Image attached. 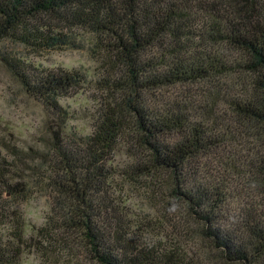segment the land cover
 <instances>
[{"label":"trees","instance_id":"obj_1","mask_svg":"<svg viewBox=\"0 0 264 264\" xmlns=\"http://www.w3.org/2000/svg\"><path fill=\"white\" fill-rule=\"evenodd\" d=\"M208 4L217 14L209 28L195 34L188 30L187 14L176 0H0V42L42 51L77 47L74 37L56 31L45 18L93 36L124 69L127 79L115 89L122 90L125 98L120 105L132 116L138 142L148 153L146 164L136 162L124 173L167 175L174 196L199 225V234L213 242L228 263L259 264L264 259V213L243 211L247 241L241 242L218 223L225 189L210 191L205 185L209 179L198 173L199 159L216 150L218 140L206 135V127L192 121L184 106L163 104L165 110L153 113L138 101L141 91L210 84L239 75L246 80L243 98L227 101L229 109L253 128L264 127V12L257 10L259 0ZM230 52L237 57L232 59ZM0 61L29 96L57 116L65 114L59 99L85 81L77 71L30 73L19 60L2 55ZM123 87L129 94H123ZM112 105L83 138L75 135L65 141L61 127L51 129L53 158H47L45 177L55 195L58 218L48 219L46 228L38 230V239L25 234L21 206L30 187L23 176L11 174L12 167L26 166L33 156L11 146L10 159L0 147V264H22L26 249L40 246L42 251L44 243L49 251L58 244L57 236L73 234L94 264H187L180 249L131 237L125 218L106 197L107 183L118 176L107 163L125 134L123 114L115 109L121 106ZM174 135L177 142L171 141ZM259 170L264 177L263 160Z\"/></svg>","mask_w":264,"mask_h":264},{"label":"rangeland","instance_id":"obj_2","mask_svg":"<svg viewBox=\"0 0 264 264\" xmlns=\"http://www.w3.org/2000/svg\"><path fill=\"white\" fill-rule=\"evenodd\" d=\"M176 1L187 14L188 30L199 34L209 28L207 25L217 14L208 2L217 4L220 0ZM257 10L264 12V0H259ZM220 14L223 16L221 9ZM45 20L56 31L74 37L77 47L42 51L5 40L0 42V56L19 60L30 73L77 71L85 81L59 99L58 103L65 112L59 117L29 96L0 61V147L10 159L13 158L11 154L14 155L13 148L8 150L11 146L33 156L28 159L27 167L11 168V174L15 178L23 176L30 187L29 198L21 206L26 237L38 239V230L46 228L48 219L51 216L58 218L55 195L50 192L45 177L49 170L47 158L49 155L50 159L53 158L51 129L61 127L65 141L75 135L88 136L107 113L106 109L113 108L112 103H115L121 106L115 109L123 114L125 134L120 137L112 160L107 163L118 176L107 183L106 197L116 205L117 214L125 218L131 237L180 249L187 264H230L213 242L199 234V225L191 219L184 203L174 196L167 175L157 173L133 177L124 173V169L130 171L129 166L136 162L146 164L148 161L147 151L138 142L133 118L120 105L125 96L122 90L115 89L119 82L127 79L124 69L89 33L64 27L48 18ZM229 56L232 59L237 57L232 52ZM245 85L246 80L243 81L241 76L232 75L210 84H183L141 91L142 98L138 99L153 113L162 112L165 110L162 105L168 103L186 107L191 120L204 125L206 135L218 140L216 150L199 159L198 173L209 179L205 185L210 191L216 187L225 189L226 203L218 213V223L226 231L233 232L241 242L247 241L241 216L243 211L251 209L258 214L264 213V177L259 170V162L264 161V127L253 128L237 118L227 102L240 101L238 98H243L241 94H244ZM122 89L123 94H129L126 87ZM178 140L177 135L171 137V141ZM56 238L58 244L52 250H46L44 243L42 251L40 246L26 249L22 264H94L77 235L63 236L65 240L60 236ZM259 264H264V259Z\"/></svg>","mask_w":264,"mask_h":264}]
</instances>
